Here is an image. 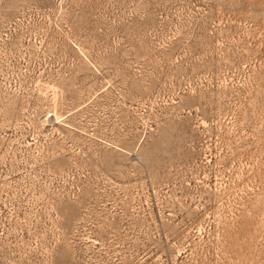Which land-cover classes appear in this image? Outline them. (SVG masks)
<instances>
[{
    "label": "rangeland",
    "instance_id": "374dc122",
    "mask_svg": "<svg viewBox=\"0 0 264 264\" xmlns=\"http://www.w3.org/2000/svg\"><path fill=\"white\" fill-rule=\"evenodd\" d=\"M0 264H264V0H0Z\"/></svg>",
    "mask_w": 264,
    "mask_h": 264
}]
</instances>
